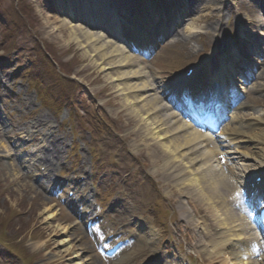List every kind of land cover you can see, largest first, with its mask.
Returning <instances> with one entry per match:
<instances>
[{"label": "rangeland", "instance_id": "1", "mask_svg": "<svg viewBox=\"0 0 264 264\" xmlns=\"http://www.w3.org/2000/svg\"><path fill=\"white\" fill-rule=\"evenodd\" d=\"M51 1L53 3V0ZM210 1L212 0H195L197 5L203 6L200 12L192 14L191 22L199 27L206 24L197 22V15L198 18L206 16L209 23H216L217 26L213 25L215 30L208 28L205 31L211 36V41H218L220 46L225 47L226 42L222 34L227 29L219 17L220 14L206 9V3ZM220 1L222 5L232 2ZM47 2L48 0H0L1 25L9 27L10 23L16 20L19 24H24L27 30L30 29L28 33L27 30L17 31L16 48L9 50V53H3L0 47V214L6 213L10 216L13 213L11 229L15 230L17 241L23 244L22 251L34 255L33 264H108L96 256L86 230L78 228L76 218L63 205L64 193L71 191L77 180L83 178L85 187L78 188L81 191L79 197L76 196L77 200L82 197L81 192L89 189L91 185L98 190V201L102 207L111 199V202L116 199L115 202L119 204L124 201L120 198L127 199L126 201L136 199L143 205H136L139 211H147L149 208L155 212L163 205L170 209L169 202L177 208L173 199L178 197L179 191L174 185H167V182L160 178L158 167L153 170L156 167H153L151 159L147 158L149 150L141 141L143 136L136 132L139 128L134 121L136 119L128 116L125 104L121 103L122 96L117 97L112 81L107 78L108 71L99 72L95 69L91 65L89 54L78 43L69 40L67 29L60 30V21L65 18L50 10L46 6ZM13 3V7L17 8L16 14L11 7ZM128 3H135L139 8L140 0H129ZM239 14L238 24L242 26L247 16L241 10ZM210 15L215 17L209 18ZM191 22L184 26L185 29L178 30L164 40V43L155 49L154 55L143 63L159 80L164 81L165 75L179 76V72L184 70L188 63L196 61L195 51L206 47L204 39H199L186 30L189 27H192L191 30L197 29ZM3 38L4 33L0 32V42ZM36 42H40L46 50L52 52L51 59L56 62L55 70L62 69L82 85L79 96L84 100L83 103L86 102L107 118L113 129L96 127V133L91 135L79 127L78 121L75 120L72 127L76 131V138L70 131L66 108L56 111L44 105L40 106L38 93L51 97L56 89H59V83L56 80V89L49 84L51 77L44 76L43 62L33 63L30 69L31 62L35 60ZM261 70L264 72V65ZM35 78L41 83L39 87L30 88L29 80ZM256 83L262 84L258 89L254 87L257 90L252 93V97L258 99V102L245 100V119L242 120V126L244 120L254 117V113L264 114V79L257 80ZM263 114L260 116L264 119ZM37 119L47 122L46 131L43 128H32ZM46 134L47 137L54 138L60 148L59 161L63 166H54L48 179L52 186L61 183L60 188L66 187L61 196L43 189L36 182L46 174L37 171V179L32 175L27 176L24 167L19 164L23 162L25 166L30 167V159L34 157L29 151L32 150L33 155L39 157L40 150L45 146L42 138H45ZM75 143L78 145L76 148ZM34 162L35 160L31 164ZM66 180L73 181L63 185ZM177 210L179 212V208ZM137 215L139 216L133 217H145L144 213ZM112 218L117 220V224L133 220L128 214L113 213ZM173 220L176 224L179 220L176 210ZM117 224L111 225L110 230L118 232L119 227L124 226ZM170 229L173 233L171 236L176 240V229L174 231L173 225ZM123 230L124 227L120 232ZM14 234L9 233V236L13 238ZM132 249L133 246L128 250ZM8 259L9 257L5 261ZM10 262L22 264L13 257Z\"/></svg>", "mask_w": 264, "mask_h": 264}, {"label": "bare ground", "instance_id": "2", "mask_svg": "<svg viewBox=\"0 0 264 264\" xmlns=\"http://www.w3.org/2000/svg\"><path fill=\"white\" fill-rule=\"evenodd\" d=\"M77 1L81 3V7L72 11L70 15L82 18L84 1L83 4L80 0ZM87 14L94 18L98 17V15H92L90 12ZM78 18H73L71 22H67L65 19L63 21L59 20L61 22L60 30L67 29L69 40L78 43L89 54L91 65L95 69H98L99 72L108 71L107 78L112 81L111 84L117 92V97L122 96L121 103L125 104L128 116L136 119L134 121L139 127L136 126L138 128L136 132L143 136L141 141L149 150L147 153L148 158L151 159L153 167H156L153 170L158 167L160 178L167 182V185L175 186L176 190L180 192H178V197L179 194L186 197L187 205L190 206L193 213H197L198 210L206 212V209H208L213 214L210 217L212 225L214 229L220 231L219 234L211 236V240L208 241L210 248L208 258L212 260L213 264L215 262L223 264L226 263V260H229L231 264H257L256 261L249 258V255H246L248 242H244V246L240 250L235 245L234 250L232 248L233 241L236 240L241 244L244 239L250 238L248 234L244 233L249 230L245 219L235 212L229 202L233 194L228 197V189L232 187L231 179L238 177L240 174H244L243 177H246L250 172L248 164L243 163L240 170L238 167L234 169L235 163L232 159L230 167L226 171H224L223 166L214 171L211 164L213 162L220 164L221 154L216 149L218 143L205 137L199 130L182 123L179 116L168 114V107L164 103L166 101L164 90L167 89V92L170 93L173 91V87H161L157 84L153 74L146 67L141 66L140 58L127 54L114 42L109 41L108 36L90 32L89 28L95 30L94 24H79ZM111 22H113V19ZM160 29L165 31L162 26H160ZM102 33L110 35L107 30ZM138 33L143 34L141 30H138L134 33L137 35L132 39L139 40ZM114 38L118 40L117 36ZM126 45L128 46L127 43ZM217 74L221 75V70ZM46 126L47 122L43 119H37L32 124L33 129H44ZM244 134V132H237L234 134V139H228V148L234 140L244 138ZM246 135L252 141L258 142L254 133H247ZM45 143L46 147L40 151L39 161L52 168L58 164L59 146L48 138ZM49 147H52V150L48 151ZM231 154L236 155V162H241L243 153L240 152L237 146L234 153H225L226 157H230ZM246 156L254 162L259 160V153L257 155L246 154ZM221 159L228 162L231 158H228V160L227 158ZM175 203L179 207V202L175 201ZM143 230L142 225L131 236V239L140 245L147 240ZM221 250L227 252L224 254L227 257L224 261L219 260ZM236 251L245 253L246 256L238 257L235 254ZM121 254L113 264H129L132 253L122 257ZM262 259L260 264H264V257Z\"/></svg>", "mask_w": 264, "mask_h": 264}]
</instances>
